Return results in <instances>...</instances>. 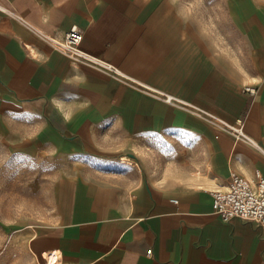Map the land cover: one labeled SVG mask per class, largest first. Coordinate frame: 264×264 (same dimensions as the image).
<instances>
[{
  "label": "crops",
  "instance_id": "obj_1",
  "mask_svg": "<svg viewBox=\"0 0 264 264\" xmlns=\"http://www.w3.org/2000/svg\"><path fill=\"white\" fill-rule=\"evenodd\" d=\"M234 1L243 58L182 0H0V137L66 168L53 219L27 230L37 260L264 264V225L212 208L231 172L264 176V0ZM73 25L81 51L113 70L44 38ZM238 121L250 141L230 134ZM178 133L157 173L113 164L135 138Z\"/></svg>",
  "mask_w": 264,
  "mask_h": 264
},
{
  "label": "rangeland",
  "instance_id": "obj_2",
  "mask_svg": "<svg viewBox=\"0 0 264 264\" xmlns=\"http://www.w3.org/2000/svg\"><path fill=\"white\" fill-rule=\"evenodd\" d=\"M194 18H200L220 45L243 58V41L232 18L238 15L234 0H182ZM216 127L220 125L214 123ZM221 129V128H220ZM181 134L135 138L122 152L117 165L134 164L157 173L165 159H173ZM186 142V141H185ZM123 162V164H120ZM64 161L48 150L33 155L6 147L0 137V264H43L28 244V227L46 225L55 213L57 177L66 170ZM32 228V227H31Z\"/></svg>",
  "mask_w": 264,
  "mask_h": 264
},
{
  "label": "built area",
  "instance_id": "obj_3",
  "mask_svg": "<svg viewBox=\"0 0 264 264\" xmlns=\"http://www.w3.org/2000/svg\"><path fill=\"white\" fill-rule=\"evenodd\" d=\"M44 38L52 46L78 62L89 66H101L107 70H113L111 66H102L97 59L81 51L80 45L83 40V32L76 25H73L66 32L62 40L49 36H44ZM245 89L251 95H256L258 92L257 87L254 86L246 87ZM166 100L168 102L173 101L171 97H167ZM229 132L237 141H250L243 130L241 121L230 126ZM211 194L213 211L223 220L229 221L233 218H240L264 225V176L259 170L256 171L255 178L252 180L236 172H231L225 189H217Z\"/></svg>",
  "mask_w": 264,
  "mask_h": 264
},
{
  "label": "bare ground",
  "instance_id": "obj_4",
  "mask_svg": "<svg viewBox=\"0 0 264 264\" xmlns=\"http://www.w3.org/2000/svg\"><path fill=\"white\" fill-rule=\"evenodd\" d=\"M43 258H45L43 264H57L55 258L50 256V255H48L47 253H45Z\"/></svg>",
  "mask_w": 264,
  "mask_h": 264
}]
</instances>
